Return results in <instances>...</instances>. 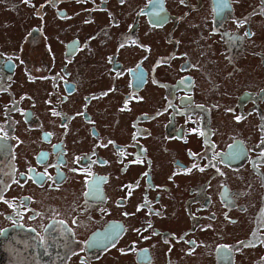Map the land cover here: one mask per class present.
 <instances>
[{"label":"flooded vegetation","instance_id":"obj_1","mask_svg":"<svg viewBox=\"0 0 264 264\" xmlns=\"http://www.w3.org/2000/svg\"><path fill=\"white\" fill-rule=\"evenodd\" d=\"M0 264H264V0H0Z\"/></svg>","mask_w":264,"mask_h":264},{"label":"snow or ice","instance_id":"obj_2","mask_svg":"<svg viewBox=\"0 0 264 264\" xmlns=\"http://www.w3.org/2000/svg\"><path fill=\"white\" fill-rule=\"evenodd\" d=\"M25 2H27V0H25ZM247 35V34H246ZM202 170V169H201Z\"/></svg>","mask_w":264,"mask_h":264},{"label":"rangeland","instance_id":"obj_3","mask_svg":"<svg viewBox=\"0 0 264 264\" xmlns=\"http://www.w3.org/2000/svg\"><path fill=\"white\" fill-rule=\"evenodd\" d=\"M102 68H99V70H101Z\"/></svg>","mask_w":264,"mask_h":264}]
</instances>
